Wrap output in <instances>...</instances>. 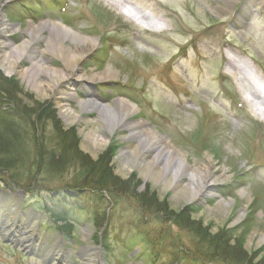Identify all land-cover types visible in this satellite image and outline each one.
<instances>
[{"label": "rangeland", "instance_id": "1", "mask_svg": "<svg viewBox=\"0 0 264 264\" xmlns=\"http://www.w3.org/2000/svg\"><path fill=\"white\" fill-rule=\"evenodd\" d=\"M126 1L146 16V23L126 18L124 9L107 0H0V55L9 52V45L30 39L32 23H60L97 41L78 75L87 78L108 69L115 75L83 82L67 71L70 78L62 92L87 101V90L88 98L99 97L100 104L130 101L138 111L128 123L151 125L193 171L201 172L193 183L196 189L208 186L184 202L180 193L192 184L190 176L183 175L171 188L150 178L157 170L146 173L157 152H145L144 168L124 165V155L140 145L136 131L116 128L106 135V146L98 145L90 137L100 129L96 112L85 113L76 100L69 102L81 116L72 125L60 114L62 96L39 95L27 81L8 77L0 68V156L10 146L19 163L0 181V202L18 204L22 214L32 215L12 232L0 217V264H66V246L73 255L70 264H83L82 259L85 264H190L188 257L201 250L211 255V247L171 220L188 207L193 211L190 221L211 237L229 240L228 255L192 264H264V119L241 97L248 96L243 80L264 91V0ZM4 22L9 25L6 34ZM43 36L40 51L46 50L50 33ZM39 56L48 66L63 69L53 55ZM22 67L31 65L23 62ZM258 107L264 110L263 104ZM10 115L17 119L10 120ZM86 159L101 161L114 177L133 181L129 188L134 195L147 193L163 203L165 213L143 207L135 198L119 197L114 206L105 195L94 206L61 204L66 199L61 192L74 183ZM213 176L225 182L209 186ZM66 209L68 227L58 230L66 221L52 217V211ZM32 220L35 239L21 241ZM240 255L246 258L238 260Z\"/></svg>", "mask_w": 264, "mask_h": 264}, {"label": "bare ground", "instance_id": "2", "mask_svg": "<svg viewBox=\"0 0 264 264\" xmlns=\"http://www.w3.org/2000/svg\"><path fill=\"white\" fill-rule=\"evenodd\" d=\"M107 1L111 2L117 10L123 11L124 9L125 12H123V15L126 18L132 21L146 23V16L142 14L132 2L126 0ZM8 28L9 25L4 22L3 31L5 34L7 33L6 31ZM45 31L50 33V37L46 40V50L40 51L38 45L40 41L44 40L43 33ZM27 33L30 39H24L22 44L9 45V52L0 55V68L4 71L6 76L20 77L28 82V85L32 90L46 98H51L52 95H60L59 97L62 96L58 105L60 114L66 122L72 125L78 124L81 116L76 114L68 106L69 102L76 100V103L85 113L96 112L99 115L98 123L100 129L98 134L92 133L90 137H93L96 143L98 142V145L103 147L106 146L109 143V138L106 135L108 133L113 134L116 128L121 127L128 129L131 132L136 131L133 132V136L138 138L140 145L132 153L124 155V165L126 167H133L136 164L140 165L138 167L144 168L146 165L144 164L146 162L145 152H157L152 159L153 162H147L146 173L147 171H150V169L152 171L157 170L150 178L155 179L156 182L162 181L165 186L171 188L176 186L183 175L190 176L192 184L190 183L182 188V192L180 193L183 195L182 200L184 202L190 203L197 198L203 190H205L208 185H202L203 187L200 188V190L196 189L197 185H193V183L197 184L196 179L199 178L201 172L199 170L193 171L165 137L154 131V128L148 123L139 122L137 125L135 124V126L128 123V117L138 111L133 103L125 99H119L110 104H100L99 101L94 99L85 101L76 98V95L74 94L71 95L62 92L61 86L66 79L70 78L67 71H72L74 78L79 80L83 79V82H101L110 79L115 75L110 69L102 74L92 75L87 78L78 75L79 68L81 67L84 58L93 52L94 48L97 46V41L82 37L60 23L50 24L48 22H42L39 25L32 23L28 28ZM66 42L74 45L75 49L72 50L70 47H67L65 44ZM39 53L51 54L55 58H58L63 64V69H56L48 66L45 57L39 56ZM23 62L30 63L31 67L23 69ZM229 65L233 69H237V67L234 66V62L231 60L229 61ZM246 82L247 84L243 80L242 86L245 87L246 92L250 95L247 94V98H244L243 96L241 97L245 100L247 105L253 107L252 105L254 104V101L262 102L264 105V94L258 92L256 85L250 83L248 80ZM59 90L60 92H58ZM143 133H146V136L143 135ZM211 181L212 182L209 186H215L219 183L225 182L222 177L219 178L215 176H213ZM1 198L0 195V199ZM31 216V214H22L19 210L18 204L10 206L0 202V217L4 218V225L10 232L15 229L17 230L18 228L16 226L23 223V221L28 220ZM28 226L29 230L21 234V241L24 239L27 243L32 242L35 239L34 221H30ZM88 234H90L89 230ZM92 254L93 256H96L99 252ZM92 254L89 253L88 258ZM86 262L87 261H84L83 264Z\"/></svg>", "mask_w": 264, "mask_h": 264}, {"label": "trees", "instance_id": "3", "mask_svg": "<svg viewBox=\"0 0 264 264\" xmlns=\"http://www.w3.org/2000/svg\"><path fill=\"white\" fill-rule=\"evenodd\" d=\"M7 118H9L10 120L17 119L11 115L7 116ZM35 130L36 129L34 128V131ZM14 149L15 148H10L9 146L7 155L3 158L0 156V181L5 182L6 173L9 172L12 168L16 167V165H19V163H17V158H15ZM86 161L83 162L84 164L82 165V168L84 169H82V172L77 174L76 178L74 179V183H72V185H69V188H64L63 192H61L62 196L66 198L63 201H60L61 204L66 206L70 202H82L94 206L100 204V202H102V200L106 198L104 197L105 195L107 196L108 201H110V203L114 206L117 205V203L120 201L119 197L135 198V200L137 199L139 202L137 203L141 206L152 208L156 213H165L166 207L163 208V203L159 204L154 201V199H150L147 193L134 195V191L132 192L131 188H129V186L132 185L131 183H133V181H123L119 178L114 177L109 170L108 165H102L101 161L96 163H90V161H88L87 159ZM32 208H34L37 212L41 211V209L37 206H33ZM48 210L51 211L52 209L48 208ZM190 212H193L190 207L185 208L183 211H181V213L176 215L175 218H171V220L175 222L176 226H180L179 228L189 231L191 234H194V236L196 235V237L201 241V245L204 246L206 244H209L211 247V255H208L207 252L201 250L199 253L192 254L190 257H188L187 262L190 264L198 262L200 260H203L205 262V259H208L210 262L214 259H218L219 256L224 257L228 255L229 251L226 245L229 243V240H223L220 237L216 236L211 237L208 234L207 229H204L201 225L196 224V222L190 221ZM68 213L69 211L67 209L63 210L62 213H57L55 210L52 211V217L60 218L62 216L66 221L64 225L57 226L58 230H63L64 228L68 227V222L70 220L66 218L67 216H65ZM178 249L184 251V247L179 246ZM231 250L233 251L234 249ZM173 258L174 262L179 261L177 251L174 253ZM245 258L244 256L240 255L238 260L240 259L241 261H243Z\"/></svg>", "mask_w": 264, "mask_h": 264}, {"label": "water", "instance_id": "4", "mask_svg": "<svg viewBox=\"0 0 264 264\" xmlns=\"http://www.w3.org/2000/svg\"><path fill=\"white\" fill-rule=\"evenodd\" d=\"M76 86H77V85H76ZM98 252L100 253V250H99V251H97V253H98ZM70 256H72V257H73V255H72V254H71ZM82 260L84 261V259H82ZM66 264H70V263H69V261H67V262H66Z\"/></svg>", "mask_w": 264, "mask_h": 264}]
</instances>
